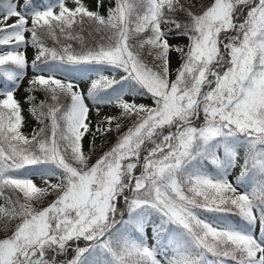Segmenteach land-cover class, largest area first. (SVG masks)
<instances>
[{"label":"snow or ice","instance_id":"1","mask_svg":"<svg viewBox=\"0 0 264 264\" xmlns=\"http://www.w3.org/2000/svg\"><path fill=\"white\" fill-rule=\"evenodd\" d=\"M93 3L0 0V264H264V0Z\"/></svg>","mask_w":264,"mask_h":264},{"label":"rangeland","instance_id":"2","mask_svg":"<svg viewBox=\"0 0 264 264\" xmlns=\"http://www.w3.org/2000/svg\"><path fill=\"white\" fill-rule=\"evenodd\" d=\"M67 4L69 7H73V0H66ZM85 4L88 5L90 8H93L94 7V3H93V0H84ZM29 58L31 59V56H32V52L31 50H29ZM29 75H31V72L29 73ZM25 86L27 84V80H25L24 82ZM83 87L86 88V83L84 85H82ZM26 93L24 92V87L22 86L20 91L18 92L17 94V98L20 99L22 102H23V99L25 97ZM138 102H143L145 104H150L151 101L148 100V99H144V100H139L138 99ZM23 108H24V112H23V115L25 117V121H26V124L25 126L23 127L22 131L26 134V135H29V133L31 132V128L33 126V116L31 114H29L28 112V104H23ZM111 115V114H115L114 110L108 108V107H102L101 108V116L103 115ZM91 140V137H88L84 144H85V150L87 151L88 150V146H89V141ZM96 145H97V148H96V155H99V154H102L103 151H106L108 149V146H107V143H104L103 141H101L100 139H97L96 141ZM95 160V156H93V162ZM35 182L38 184V185H42L43 184V181L40 180L39 178H37L35 180ZM52 182H55V180H53ZM0 203H2V201H0ZM47 203V201L45 202V204ZM258 228L259 226L257 225V231H258Z\"/></svg>","mask_w":264,"mask_h":264},{"label":"trees","instance_id":"3","mask_svg":"<svg viewBox=\"0 0 264 264\" xmlns=\"http://www.w3.org/2000/svg\"><path fill=\"white\" fill-rule=\"evenodd\" d=\"M48 3V0H44V3ZM36 96H37V101H39L40 99H42L43 98V93H36ZM28 108H29V105H28ZM33 116V115H32ZM33 126H32V128H31V132L29 133V135H31L32 134V131H33V129H39V128H41V127H43V125L42 124H39L38 122H37V120H36V118L33 116ZM45 123H49V121L48 120H45ZM112 141L111 140H109L108 142H107V146L109 147V144L111 143Z\"/></svg>","mask_w":264,"mask_h":264}]
</instances>
